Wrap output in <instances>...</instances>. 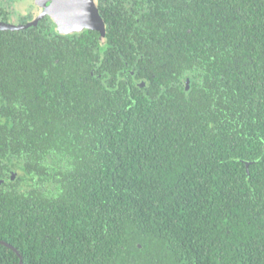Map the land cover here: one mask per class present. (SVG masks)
Listing matches in <instances>:
<instances>
[{
	"label": "trees",
	"instance_id": "1",
	"mask_svg": "<svg viewBox=\"0 0 264 264\" xmlns=\"http://www.w3.org/2000/svg\"><path fill=\"white\" fill-rule=\"evenodd\" d=\"M97 6L103 35L0 28V240L22 264H264V0Z\"/></svg>",
	"mask_w": 264,
	"mask_h": 264
},
{
	"label": "water",
	"instance_id": "2",
	"mask_svg": "<svg viewBox=\"0 0 264 264\" xmlns=\"http://www.w3.org/2000/svg\"><path fill=\"white\" fill-rule=\"evenodd\" d=\"M35 2L40 9L32 19L25 23L0 20V28L20 30L36 25L43 17L49 16L61 34L81 31L85 27L96 29L101 35L104 33V22L98 13L97 0H35ZM0 243L15 251L19 256L18 264H22L21 256L14 246L3 240H0Z\"/></svg>",
	"mask_w": 264,
	"mask_h": 264
},
{
	"label": "rangeland",
	"instance_id": "3",
	"mask_svg": "<svg viewBox=\"0 0 264 264\" xmlns=\"http://www.w3.org/2000/svg\"><path fill=\"white\" fill-rule=\"evenodd\" d=\"M11 2L14 3V6L13 3L11 4ZM37 7L38 4L35 2V0H14V1L10 0L9 4L7 3V8H9L8 9L9 13L13 12V16L10 21L13 23H18L19 17H27L29 13L36 15L39 12V9ZM87 28L88 27H85L84 29Z\"/></svg>",
	"mask_w": 264,
	"mask_h": 264
},
{
	"label": "flooded vegetation",
	"instance_id": "4",
	"mask_svg": "<svg viewBox=\"0 0 264 264\" xmlns=\"http://www.w3.org/2000/svg\"><path fill=\"white\" fill-rule=\"evenodd\" d=\"M11 1H14V0H11ZM13 2H11V4H12ZM9 4V3H8ZM10 4V5H11ZM13 6H14V3H13ZM38 9H40V7L38 6L37 7ZM9 9V8H8ZM10 20H11V18H12V16H13V12H10ZM35 16V14H32V13H29V15L27 16V17H25L26 18V21H28V20H30V19H32L33 17ZM49 17V16H48ZM20 18V17H19ZM50 18V17H49ZM51 19V18H50ZM51 21H53L52 19H51ZM11 22V21H10ZM13 23V22H12ZM18 23H19V20H18ZM54 23V22H53ZM55 27H56V25H55ZM69 34V33H68Z\"/></svg>",
	"mask_w": 264,
	"mask_h": 264
}]
</instances>
